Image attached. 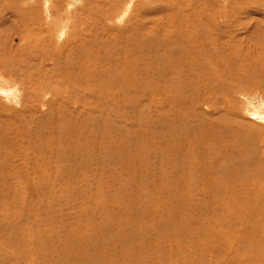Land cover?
Returning <instances> with one entry per match:
<instances>
[{
	"label": "rangeland",
	"instance_id": "374dc122",
	"mask_svg": "<svg viewBox=\"0 0 264 264\" xmlns=\"http://www.w3.org/2000/svg\"><path fill=\"white\" fill-rule=\"evenodd\" d=\"M0 87V264H264V0H0Z\"/></svg>",
	"mask_w": 264,
	"mask_h": 264
},
{
	"label": "bare ground",
	"instance_id": "6f19581e",
	"mask_svg": "<svg viewBox=\"0 0 264 264\" xmlns=\"http://www.w3.org/2000/svg\"><path fill=\"white\" fill-rule=\"evenodd\" d=\"M22 53V52H21ZM259 70H260V68H259ZM129 80V79H128ZM132 80V79H131ZM135 81V80H134ZM130 84V83H129ZM132 86V85H131ZM211 91V90H210ZM213 93H214V91H213ZM226 93V92H225ZM183 94V93H182ZM215 94V93H214ZM182 96V95H181ZM214 96V95H213ZM210 98V97H209ZM188 99V98H187ZM211 99H212V96H211ZM187 101V100H186ZM183 108H184V104H183ZM176 121V120H175ZM223 122V121H222ZM216 123H219V122H216ZM241 124V123H240ZM171 125V124H170ZM189 126V125H188ZM247 126V125H246ZM207 127V126H206ZM217 127H218V125H217ZM220 127V126H219ZM224 127H227V126H224ZM210 128V127H209ZM212 128H213V126H212ZM215 129V127L213 128V130ZM169 130V129H168ZM191 130V129H190ZM194 130V129H193ZM193 130H191L190 131V133H192V131ZM202 130H204L203 128H202ZM209 130V129H208ZM216 130V129H215ZM219 130V129H218ZM225 130V129H224ZM242 130V129H241ZM170 131H172V129L170 130ZM195 131V130H194ZM243 131H247L246 130V128L245 129H243ZM226 132V131H225ZM240 132V131H239ZM248 132H249V130H248ZM178 133V132H177ZM200 133H202V132H200ZM216 133H218V132H216ZM226 133H228V132H226ZM232 133V132H231ZM230 133V134H231ZM241 133V132H240ZM250 133V132H249ZM175 134V133H174ZM223 134V133H222ZM229 133L227 134V136H229L230 135ZM237 134H238V131H237ZM242 134V133H241ZM173 135V134H172ZM176 135V134H175ZM206 135V134H205ZM214 135V134H213ZM219 135V134H218ZM233 135V134H232ZM235 135V134H234ZM190 136H192V135H190ZM194 136V135H193ZM251 136V135H250ZM176 137H178V136H176ZM181 137V136H180ZM179 137V138H180ZM184 137V136H183ZM219 137H220V135H219ZM241 137V136H240ZM178 138V139H179ZM182 138V137H181ZM185 138V137H184ZM192 138V137H191ZM207 138H209V137H207ZM220 138H222V136L220 137ZM243 138V137H242ZM175 139V138H174ZM177 139V138H176ZM195 139V138H194ZM196 139H197V137H196ZM225 140H227L226 138H224ZM233 139H234V137H233ZM184 140V139H183ZM189 140V139H188ZM223 140V139H222ZM235 140V139H234ZM177 141V140H176ZM180 141V140H179ZM185 141V140H184ZM211 141H213V138H212V140ZM221 141V140H220ZM220 141H217V142H220ZM233 141V140H232ZM232 141H231V144H232ZM246 141V140H245ZM181 142V141H180ZM179 142V143H180ZM235 142V141H234ZM233 142V143H234ZM175 143V142H174ZM182 143V142H181ZM185 143V142H184ZM211 143V142H210ZM213 143V142H212ZM223 143H224V141H223ZM223 143H221V144H223ZM226 143V142H225ZM230 143V142H229ZM236 143H237V140H236ZM228 144V143H227ZM185 145V144H184ZM237 145V144H236ZM252 145V144H251ZM220 146V145H219ZM233 146H235L234 144H233ZM210 147V146H209ZM212 147V146H211ZM217 147H218V145H217ZM221 148L223 147V146H220ZM231 147V146H230ZM212 148H214V147H212ZM211 148V149H212ZM232 148V147H231ZM237 148V147H236ZM244 148V147H243ZM246 148V147H245ZM189 149V148H188ZM223 149H225V148H223ZM223 149H221V150H223ZM215 150V149H214ZM216 150H218V149H216ZM215 150V151H216ZM226 150V149H225ZM232 150H234L233 148H232ZM245 150V149H244ZM224 151V150H223ZM237 151V150H236ZM239 151V150H238ZM208 152V151H207ZM217 152V151H216ZM222 152V151H221ZM224 152H226V151H224ZM230 152V151H229ZM240 152V151H239ZM243 152V151H242ZM223 153V152H222ZM215 154V153H214ZM232 154V153H231ZM236 154V153H235ZM237 155V154H236ZM241 155V154H240ZM233 156V155H232ZM231 156V157H232ZM209 157V156H208ZM211 157H213V155L211 156ZM239 157V156H238ZM245 157V156H244ZM191 158V157H190ZM219 158V157H218ZM236 158V157H235ZM224 159V158H223ZM206 160V159H205ZM217 160V159H216ZM220 160V159H219ZM187 161V160H186ZM209 161V160H208ZM229 161H230V159H229ZM234 161V160H233ZM188 163V162H187ZM219 163V162H218ZM208 164V163H207ZM229 164V163H228ZM233 164V163H232ZM0 165H1V163H0ZM193 165V164H192ZM221 165V164H220ZM236 165H238V164H236ZM213 166V165H212ZM223 166V165H222ZM191 167H193V166H191ZM210 167V166H209ZM208 167V168H209ZM215 167V166H214ZM207 168V169H208ZM216 168H217V165H216ZM221 168H223V167H221ZM225 168V167H224ZM223 168V169H224ZM237 168V167H236ZM241 168V167H240ZM192 169V168H191ZM212 169V168H211ZM211 169H208V170H211ZM238 169V168H237ZM2 170V169H1ZM194 170H196V169H194ZM213 170V169H212ZM219 170H220V168H219ZM216 171V170H215ZM241 171V170H240ZM2 172V171H1ZM188 172V171H187ZM231 172H233V171H231ZM234 174V173H233ZM235 174H236V172H235ZM184 175V174H183ZM185 175H186V173H185ZM242 175V174H241ZM240 176V175H239ZM190 177V176H189ZM189 177H187L188 179H189ZM251 177V176H250ZM182 178H183V176H182ZM185 178V177H184ZM186 178V179H187ZM187 179V180H188ZM237 179V176H231V175H227V173L226 174H224V172H222V176H221V178L219 179V181L216 183V186H214L213 185V189H212V193H215L214 195H216L217 196V198H218V202L215 204V208H214V210L215 211H218L219 212V214L221 215L220 217V219H211V218H208V216L210 215H207V216H205V218H204V220L206 221V220H209V221H207V226H208V228H210L212 231H210V232H212V233H216V238L217 237H220L221 236V240H225L226 239V237L222 234V228H224L225 229V231L227 232V233H232V232H234L235 231V228H236V225L237 224H240L241 222H242V220L240 219V218H236V217H234V215H236V214H242L243 215V219H246V218H248V219H252V220H254L256 223H257V225L258 226H262L261 224H260V222H261V217L258 215L259 214V212L258 211H255L254 212V210H255V207L256 206H254V203L255 202H253V200H252V202L251 201H248V200H244V202L243 201H238V196L239 197H244V198H246V199H249L248 198V196L247 195H244V192H235V191H233L232 189H227L226 187H228V186H230V185H233V184H235L234 183V181ZM246 178L244 177V180H245ZM192 180V179H191ZM218 180V179H217ZM249 180V178H247V181ZM191 182V181H190ZM193 182V181H192ZM251 182V181H250ZM223 183H227L228 185H223ZM239 184V182L237 183V185ZM244 184V183H243ZM201 187V186H200ZM263 187V186H262ZM246 188V187H245ZM264 188V187H263ZM227 191V195H226V197L227 196H229L230 198H232V199H234V200H229L227 203H225L224 201H222L221 200V193H223V191ZM249 190V189H248ZM250 191V190H249ZM201 192V191H200ZM249 193V192H248ZM255 193V192H254ZM223 195H224V193H223ZM215 196V197H216ZM221 196V197H220ZM255 198V197H254ZM226 200V199H225ZM250 200V199H249ZM248 201V202H247ZM178 202V201H177ZM256 203H257V201H256ZM258 205H259V203H257ZM256 204V205H257ZM171 206H172V204H171ZM176 207V206H175ZM177 208V207H176ZM176 210H178L179 211V209H176ZM183 210H185L184 208H183ZM207 210V209H206ZM260 210V209H259ZM187 211V210H186ZM189 212V211H188ZM209 212V210H207V213ZM211 212V211H210ZM169 213V212H168ZM183 213V216H185V215H187V214H185L184 215V212H182ZM206 213V212H205ZM174 214H175V212H174ZM176 215H178V213L176 214ZM179 216V215H178ZM181 217V216H180ZM199 217V216H198ZM201 217V216H200ZM204 217V216H203ZM210 217V216H209ZM179 218V217H178ZM197 218V217H196ZM186 219V218H185ZM198 219V218H197ZM200 221H202V220H200ZM183 222V221H182ZM194 222V221H193ZM178 223V222H177ZM180 223V222H179ZM178 223V224H179ZM191 223V222H190ZM201 223V222H200ZM198 224V223H197ZM205 224V223H204ZM183 225V224H182ZM195 226H196V224H194ZM221 225L223 226L222 228H221ZM200 226V225H199ZM217 226H220V230L222 231H220L219 229L217 230ZM241 226V228H245V226L244 225H240ZM174 227H176V226H174ZM178 227V226H177ZM262 227H264V226H262ZM219 228V227H218ZM196 229H198V225H197V228ZM201 229V228H200ZM206 229V228H205ZM176 230V229H175ZM217 230V231H216ZM178 231V230H177ZM180 231V230H179ZM193 231H194V229H193ZM196 231H199V230H196ZM195 231V232H196ZM224 231V233L226 234V232ZM182 232V231H181ZM184 232V231H183ZM183 232H182V234H183ZM188 232V231H187ZM202 232H203V230H202ZM220 232V233H219ZM236 234H242V233H244V230L243 229H240V230H237L236 232H235ZM177 234H178V232H177ZM179 234H181V233H179ZM178 234V235H179ZM185 234H186V231H185ZM190 234H191V232H190ZM203 234V233H202ZM178 235H176V236H178ZM187 235V234H186ZM185 235V236H186ZM208 235V234H207ZM156 236V235H155ZM179 237V236H178ZM188 237V236H187ZM186 237V238H187ZM181 238V237H180ZM179 238V239H180ZM220 239V238H219ZM185 240L186 239H184V242H185ZM204 241H205V239H204ZM206 241H208V240H206ZM188 242V241H187ZM189 242H191V241H189ZM75 243H77L78 244V242H75ZM208 243V242H207ZM206 243V244H207ZM188 245H189V243H187ZM183 245V244H182ZM194 245H195V243H194ZM184 246V245H183ZM192 246H193V244L191 245V248H192ZM211 246V245H210ZM76 248H77V246H76ZM187 248V247H186ZM190 249V248H189ZM189 249H187L186 250V253H187V255L189 254V256L190 257H192V253L193 252H190L189 251ZM178 250V249H177ZM184 250V249H183ZM192 250H194V248L192 249ZM181 253V252H180ZM193 254H195V252L193 253ZM252 254V253H251ZM184 256H186V255H184ZM196 256H200V255H196ZM195 256V257H196ZM178 257V256H177ZM182 257H183V255H182ZM180 257H178L177 259H179ZM194 258V257H193ZM197 258V257H196ZM195 258V259H196ZM200 258V257H199ZM248 258H249V256H248ZM84 259L85 260H89L90 259V255L89 254H87V255H85V257H84ZM198 259V258H197ZM93 260H95L94 258H93ZM167 260H170V258H167ZM181 261H183V260H181ZM198 261H199V259H198ZM182 263V262H181ZM187 263V262H186ZM98 264V263H97ZM167 264V263H166ZM184 264V263H183ZM191 264V263H190Z\"/></svg>",
	"mask_w": 264,
	"mask_h": 264
},
{
	"label": "clouds",
	"instance_id": "9594fccd",
	"mask_svg": "<svg viewBox=\"0 0 264 264\" xmlns=\"http://www.w3.org/2000/svg\"><path fill=\"white\" fill-rule=\"evenodd\" d=\"M22 95L18 89H5L0 87V98L4 100L5 103L14 105L15 107H20V96Z\"/></svg>",
	"mask_w": 264,
	"mask_h": 264
}]
</instances>
